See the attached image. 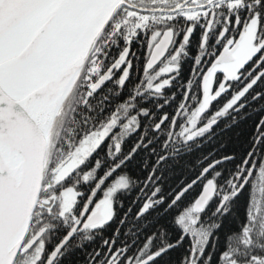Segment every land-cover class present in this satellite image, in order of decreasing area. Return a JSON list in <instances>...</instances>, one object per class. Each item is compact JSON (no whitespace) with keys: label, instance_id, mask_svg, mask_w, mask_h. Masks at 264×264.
<instances>
[{"label":"trees","instance_id":"obj_1","mask_svg":"<svg viewBox=\"0 0 264 264\" xmlns=\"http://www.w3.org/2000/svg\"><path fill=\"white\" fill-rule=\"evenodd\" d=\"M185 1L125 0L134 10L126 5L117 10L56 121L44 181L54 176L55 166L64 158L54 153L72 118H90L92 110L101 108L94 116L97 127H103L109 110L119 109L129 94V116H137L141 103L135 99L136 87L149 79L143 74L145 64L163 32L173 30L178 38L189 37L193 54L202 46V40L213 41L212 47L217 44V23L212 24L205 36L198 25L200 16L188 22L182 12L172 13ZM262 7L264 11V0ZM208 17L210 21L216 20H212L211 12ZM127 53L128 62L132 63L129 72L125 71L127 65L120 64L92 95V84L121 57L123 62ZM203 77L200 76L199 83L194 82L195 93ZM258 85L264 93V78ZM205 98L204 103L194 105L195 114L200 106H206L195 128L215 124L190 144L169 139L165 149L161 140L152 139L146 142L147 146L155 141L158 148L140 149L137 140L130 138L125 148L128 154L117 158L111 155L108 158L105 148L99 147L96 152L99 168L119 165L127 159L115 173V177L126 180L127 188L115 198L112 220L103 228L73 240L54 264H140L151 257H155L151 264H264V96L258 102L259 107H246L240 113L236 108L225 109L222 100L209 103ZM145 109L151 112L146 121L152 129L160 113L152 103L146 104ZM203 119L206 121L202 122ZM77 124L83 127L79 138L94 132L90 123ZM215 164L218 165L211 173L174 204L177 195ZM102 172L99 169L98 175ZM209 184L213 185L214 193L202 209L196 210L195 205ZM44 216L40 205L32 218L30 237L41 230ZM44 237L31 252L20 255L15 264H45L57 245L49 249Z\"/></svg>","mask_w":264,"mask_h":264},{"label":"flooded vegetation","instance_id":"obj_2","mask_svg":"<svg viewBox=\"0 0 264 264\" xmlns=\"http://www.w3.org/2000/svg\"><path fill=\"white\" fill-rule=\"evenodd\" d=\"M262 1L186 0L184 4L172 13L182 12L188 22L200 16L198 25L205 36L210 33L212 24L217 23L216 32L219 33L216 39L217 44L212 47L210 42L213 41L208 40L209 42H205L207 40H202V46H199L197 52L193 54L189 37L178 38L173 30H166L162 36L166 32L172 31V45L164 59L153 70L146 72L152 51L162 36L152 46L143 73L144 77L149 76V79L136 87L135 99H138L141 103L140 109L138 108V111H136V117L129 116V94L126 97L127 100L120 103L122 107L119 106V109L116 108L115 110L113 108V110H109L103 127H97V118L94 116L101 112V108L92 110L93 114H91L90 118L84 116L72 118V123H68L65 136L60 137L59 143L55 148L54 154L64 158L59 162L58 166H55L54 176H49L44 181L38 201L37 207L41 205L45 212L40 224L41 230L31 237L28 234L25 245L39 233L42 232L43 235L29 252L35 249L43 236H45V240L49 243V249H54L57 245L53 251L54 253L69 235L73 234L64 247L65 249L73 240L75 241L82 235L103 228L112 220L111 218L110 221L105 222L104 211L110 206L113 217L115 198L127 188V184L121 178L115 177V173L120 167L124 166L127 159L119 165L116 163L115 166L113 164L111 167L100 166L103 172L98 175L101 168H99L97 163L96 152L99 147L105 148L104 152L108 158L109 155L117 158L125 155V152L128 154L125 148L126 142L130 138L137 140L140 149L148 146L158 148V144L156 145L155 142L157 140L163 142L162 146L165 149L169 146L166 143L169 139L186 140L190 144L193 139L198 137H192L193 134L208 125L195 128L196 120L204 116L205 107L203 105L200 106L196 112L197 114H195L194 105L196 102L204 101L205 96L207 102L213 103L222 100L225 109L236 108L238 113L246 107L254 106L255 109L259 107L258 102L262 95L264 96L261 86L258 85V82L264 78V11L262 9ZM129 7V10H134ZM138 12L142 13L144 11ZM189 12L196 13V15L193 18L191 16L187 17L190 14ZM209 12H211L212 20L216 19L215 21L209 20ZM158 13L164 12L159 11ZM185 42L187 43L183 46ZM179 43L181 45H177ZM236 45H239L235 54L236 63L214 67V63L220 55L225 50H232ZM244 46L248 47L250 54L249 56L246 54V61L242 64L240 63L242 56L239 54ZM214 58L215 60L212 63L211 60ZM125 59H127L126 62ZM125 59L122 62L121 57L114 64L116 65L114 71L123 63V65H127L125 66V71L129 72L132 64L128 62L130 59L129 53H127ZM238 64L240 65L239 67H237ZM200 68L202 69L200 74H198ZM104 75L92 84L90 88L92 95L96 94L111 76L99 89L92 92V88ZM202 75H204L202 85L199 86L198 83ZM206 77L207 83L204 87ZM195 81L198 82L196 86L198 93H195ZM199 87L201 91H199ZM148 103H152L156 107L157 113H160V119L152 125L154 126L152 129L151 125L149 126L148 121H146L147 117L149 119L151 116V112L145 109ZM165 113L168 114L166 115ZM204 121L206 119H203L202 122ZM78 122L90 123L94 132L87 137L79 138L78 133L83 127H80L77 124ZM262 123L263 121H261ZM152 139H156L153 142L155 146L154 144H148L147 146L146 142H152ZM163 152L165 153V150ZM114 161L115 159L113 163H115ZM64 162L66 164L56 173L55 171ZM179 195L176 196L175 202ZM98 212H100L102 220L95 225L86 227L88 221ZM48 260L45 264H47Z\"/></svg>","mask_w":264,"mask_h":264},{"label":"water","instance_id":"obj_3","mask_svg":"<svg viewBox=\"0 0 264 264\" xmlns=\"http://www.w3.org/2000/svg\"><path fill=\"white\" fill-rule=\"evenodd\" d=\"M69 3L73 4L74 2L73 0H0V52L21 37L23 39L28 37L24 52L14 61L8 63L5 69L0 72V101L10 100L14 90L30 80L36 69L42 68L45 51L51 43L53 32L57 33L62 28L60 22ZM122 5L128 6L123 0L113 10L95 36L86 56L75 72L67 74L58 85L52 84L47 87L33 102L20 108L0 103V264H15L18 256L29 252L43 235L42 232L39 233L25 245L42 192L45 172L52 152L56 121L61 116L68 97L91 58L102 32ZM40 19V24L36 25L35 31L29 35L26 31ZM172 42L173 32L168 31L154 47L146 72L153 70L164 59ZM238 48L239 45H236L232 50H225L214 63V67L236 63L235 54ZM115 68L116 65L92 88V92L99 89ZM71 83H73L71 90L63 101V95ZM206 83L207 77L204 87ZM60 104L58 114L52 121ZM49 122L51 123L48 124ZM37 124L42 129H46L45 140L42 138L41 131L37 129ZM214 124H208L195 132L192 137L208 132ZM65 164L66 162L59 166L55 172L60 171ZM217 165L208 168L196 182L178 196L175 203ZM15 184L17 185L15 186ZM213 193V185L209 184L197 201L195 209H202ZM101 220L102 216L98 212L88 221L86 227L95 225ZM72 235H69L57 248L47 264L55 262ZM154 260L155 257H151L140 264H151Z\"/></svg>","mask_w":264,"mask_h":264},{"label":"bare ground","instance_id":"obj_4","mask_svg":"<svg viewBox=\"0 0 264 264\" xmlns=\"http://www.w3.org/2000/svg\"><path fill=\"white\" fill-rule=\"evenodd\" d=\"M122 1L73 0V4L69 3L60 22L62 28L59 32L61 33L57 39H53L45 51L44 70H41L42 68L36 69L30 80L22 83L14 90L10 100L0 101V103L5 106L20 108L33 102L47 87L52 84L58 85L67 74L75 72L86 56L95 36ZM40 21L41 19L26 32L32 35L35 31L34 27L39 25ZM27 39L21 37L0 52V72L5 69L8 63L14 61L24 52L27 47ZM72 85L73 83L64 93L63 101L69 94ZM60 107L61 104L55 111L52 121L57 116ZM36 127L41 131L42 138L45 140L46 129H42L38 124Z\"/></svg>","mask_w":264,"mask_h":264},{"label":"rangeland","instance_id":"obj_5","mask_svg":"<svg viewBox=\"0 0 264 264\" xmlns=\"http://www.w3.org/2000/svg\"><path fill=\"white\" fill-rule=\"evenodd\" d=\"M189 13H190V12H189ZM195 15H196V13H190V14L187 15V17H188V16H191V18H193ZM60 33H61V32L56 33V32L54 31V32H53V35H52V38H51V42L53 41L54 38L57 39ZM246 54H247V56H249L250 52H249V50H248V47L244 46V47H242V49H241V51H240V54H239V55L242 56V57H241V61H240V63H242V64L245 63V61H246V60H245ZM239 55H238V56H239ZM45 58H46V55H45ZM43 62H44V65L42 66V69H41V70H44V68H45V62H46V61H43ZM239 66H240V65L238 64L237 67H239ZM235 67H236V66H235ZM203 107H206V106H203ZM122 180L125 182V179H122ZM125 184H127V183L125 182ZM122 185L124 186L123 183H122ZM104 214H105V222L110 221L111 218H112V210H111L110 206H108V207L105 209Z\"/></svg>","mask_w":264,"mask_h":264}]
</instances>
